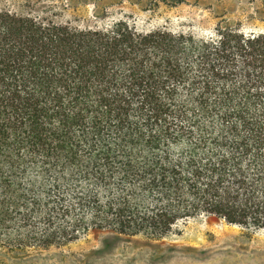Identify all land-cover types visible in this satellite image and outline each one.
<instances>
[{
    "label": "trees",
    "instance_id": "1",
    "mask_svg": "<svg viewBox=\"0 0 264 264\" xmlns=\"http://www.w3.org/2000/svg\"><path fill=\"white\" fill-rule=\"evenodd\" d=\"M213 216L264 233V33L0 9V255L37 264L30 250L91 230L161 239Z\"/></svg>",
    "mask_w": 264,
    "mask_h": 264
},
{
    "label": "rangeland",
    "instance_id": "2",
    "mask_svg": "<svg viewBox=\"0 0 264 264\" xmlns=\"http://www.w3.org/2000/svg\"><path fill=\"white\" fill-rule=\"evenodd\" d=\"M0 9L80 28H107L123 20L140 33L162 29L206 38L229 21L246 33H264L257 7L246 0H186L175 6L162 0H0ZM28 254L37 264H264V233L198 217L161 239L91 230L75 242ZM3 260L18 262L11 252L1 254Z\"/></svg>",
    "mask_w": 264,
    "mask_h": 264
}]
</instances>
